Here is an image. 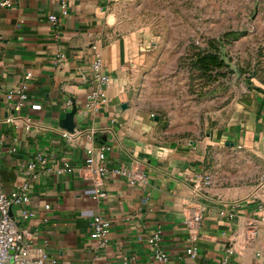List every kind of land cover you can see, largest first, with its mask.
<instances>
[{
  "label": "crops",
  "instance_id": "1",
  "mask_svg": "<svg viewBox=\"0 0 264 264\" xmlns=\"http://www.w3.org/2000/svg\"><path fill=\"white\" fill-rule=\"evenodd\" d=\"M11 1L0 4V172L8 193L25 179L30 183L29 206L37 214L23 224L34 232L33 244L61 264H90L93 259L100 264H264V90L245 91L233 120L204 142L161 140L151 113L133 102L138 41L110 27V8L119 0H66V15L59 0ZM50 13L60 16L57 23ZM93 39L102 43L112 81L107 99L88 110L85 101L95 86L89 64ZM60 51L66 57L57 63ZM28 71V98L18 110L7 91ZM68 97L74 98V106L66 105ZM223 142L247 147L259 157V181L227 185L214 168L218 161L208 168V145ZM101 145L111 170L106 196L94 198L93 182L83 172L88 147L97 150ZM37 154L48 165L70 160L72 168L44 172L48 165L38 162V175L32 177L27 164ZM133 163L139 165L135 182L121 171L132 169ZM195 208L204 209V220L199 252L191 256L185 251L184 217ZM97 213L112 221L108 243L99 251L90 236ZM250 218L259 221L258 234L245 242ZM157 226L170 254L167 262L154 257L147 239Z\"/></svg>",
  "mask_w": 264,
  "mask_h": 264
},
{
  "label": "rangeland",
  "instance_id": "2",
  "mask_svg": "<svg viewBox=\"0 0 264 264\" xmlns=\"http://www.w3.org/2000/svg\"><path fill=\"white\" fill-rule=\"evenodd\" d=\"M109 23L138 41L133 102L151 113L161 140L204 142L233 120L245 91L264 90V0H119ZM207 51L223 64L204 68ZM205 158L210 169L218 161L227 185L260 180L247 147L208 145Z\"/></svg>",
  "mask_w": 264,
  "mask_h": 264
},
{
  "label": "built area",
  "instance_id": "3",
  "mask_svg": "<svg viewBox=\"0 0 264 264\" xmlns=\"http://www.w3.org/2000/svg\"><path fill=\"white\" fill-rule=\"evenodd\" d=\"M63 15L69 11L66 0H59ZM2 5H11V0H1ZM49 19L53 23H57L60 16L57 13H50ZM91 50L90 67L93 73L94 88L90 91L88 100L85 101V106L90 109L96 108L100 101L107 99V87L112 81L111 74L106 71L104 65V58L102 53V43L98 39H93L89 44ZM66 57L65 52L60 51L55 55V62L59 63ZM32 77V72L28 71L26 77L23 78L16 86H13L7 91V99L9 103L20 110L26 103L28 98L29 79ZM68 107L75 105L73 97H68L65 101ZM29 127V123L26 124ZM64 136L70 137L68 131H63ZM106 147L101 145L97 150L93 147H88L87 156L85 159V167L83 176L93 182L94 198L106 196L105 179L110 172V168L105 163ZM40 162L48 165L49 160L43 154H37L28 161L27 171L32 177H36L37 163ZM72 168L70 160H64L61 164L51 162L45 166L44 172L63 173ZM139 165L132 164V169L128 171L121 170L131 176L132 182L137 179ZM207 183L211 182L210 175H206ZM31 202L30 183L25 179L22 183L17 184L15 189L8 193L3 184V177L0 172V264H61L57 256L49 255V253L33 244L34 232L30 231L23 220L35 216L37 211L29 206ZM49 208V204H46ZM225 212V211H222ZM48 220V216L44 217ZM204 220V209L195 208L189 211L184 217V224L187 228L188 235L186 240L185 251L188 255L196 256L200 248V234ZM92 229L90 236L95 240L96 251L101 250L108 243V233L112 225L109 217L102 213H97L92 220ZM259 228V221L255 218L247 220L246 229L244 233L245 242H250L257 237ZM162 232L161 226H157L147 235L148 242L154 247V257L161 261H169L170 254L162 246ZM90 264H100L98 259H93Z\"/></svg>",
  "mask_w": 264,
  "mask_h": 264
},
{
  "label": "trees",
  "instance_id": "4",
  "mask_svg": "<svg viewBox=\"0 0 264 264\" xmlns=\"http://www.w3.org/2000/svg\"><path fill=\"white\" fill-rule=\"evenodd\" d=\"M202 66L209 68L210 66L219 67L223 64V59L215 52L207 51L200 56Z\"/></svg>",
  "mask_w": 264,
  "mask_h": 264
},
{
  "label": "water",
  "instance_id": "5",
  "mask_svg": "<svg viewBox=\"0 0 264 264\" xmlns=\"http://www.w3.org/2000/svg\"><path fill=\"white\" fill-rule=\"evenodd\" d=\"M124 106H127V103H124ZM71 117H72V115H71ZM72 121V119L70 118V120H69V122H68V126L69 127H71L72 125H71V122ZM232 144H234V142H232Z\"/></svg>",
  "mask_w": 264,
  "mask_h": 264
}]
</instances>
